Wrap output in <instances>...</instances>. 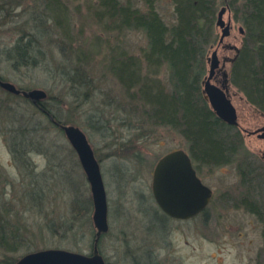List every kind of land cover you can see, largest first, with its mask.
I'll list each match as a JSON object with an SVG mask.
<instances>
[{
	"label": "rangeland",
	"instance_id": "rangeland-1",
	"mask_svg": "<svg viewBox=\"0 0 264 264\" xmlns=\"http://www.w3.org/2000/svg\"><path fill=\"white\" fill-rule=\"evenodd\" d=\"M43 3L44 0L6 1L0 15V74L16 86L47 90L43 104L86 133L100 162L107 191L109 229L99 241L107 263L264 264V137L249 133L264 126V113L230 84L240 122L236 128L247 148L245 158L254 169L253 180L245 186L237 160L217 167L200 165L202 180L214 191L207 210L190 219L172 218L154 198L153 170L168 151H188V142L176 129L129 112L124 89L104 67V58L112 47L140 54L146 43L144 34L105 31L90 16L86 0L72 1L66 7L65 23L63 18L61 23L74 39L71 47L81 46L91 55L85 70L94 82L92 89L87 92L81 88L80 96L75 97L69 83L62 79L66 42L63 29ZM156 6L167 23L176 21L172 0H157ZM38 16L45 22L42 27L47 32L43 36L34 27ZM229 17L231 33L210 48L208 57L218 49L219 68L228 72L230 82L234 61L229 58L236 52L223 45L236 44L240 48L244 29L242 32L231 10L224 14L226 21ZM217 29L221 35L220 27ZM31 33L40 40L34 48L40 64L15 68L5 48ZM71 47H65L69 55ZM225 58L228 59L224 61ZM208 73L209 62L206 76ZM223 78L220 72L217 82ZM0 99L5 111L0 121V203L6 218L20 227L30 246L20 252L0 249V264H7V259L15 262L23 254L43 248L91 253L96 231L92 192L75 149L61 127L30 99L12 95L1 87ZM20 127L28 131L29 140L22 145L25 149L17 152L14 142L21 139ZM246 203L256 206L260 214Z\"/></svg>",
	"mask_w": 264,
	"mask_h": 264
},
{
	"label": "trees",
	"instance_id": "trees-1",
	"mask_svg": "<svg viewBox=\"0 0 264 264\" xmlns=\"http://www.w3.org/2000/svg\"><path fill=\"white\" fill-rule=\"evenodd\" d=\"M6 1L0 0V15L4 13ZM72 1L44 0L43 4L63 29L66 42H63L62 79L71 86V93L79 97V90L85 88L88 92L94 82L85 70L86 64L91 62V55L82 51L81 46L71 47L74 39L65 29L66 7H70ZM156 2L86 0L90 16L105 31H115L116 35L124 30L142 32L146 38L140 54L119 46L110 48V54L104 58V67L124 89L130 103L129 112L153 124L168 125L179 131L188 142V152L198 167L223 166L237 160L242 180L245 186H249L247 183L253 180L254 169L245 158L247 148L241 131L222 120L212 109L203 92V80L207 74L209 50L218 44L220 38L216 25L218 11L220 6L227 5L244 29L240 51L231 64L230 82L244 93L248 102L264 113V0H172L176 15L172 24L163 19ZM62 18L64 23H61ZM34 23L35 29L45 35L43 18L38 16ZM39 41L34 33L22 35L12 46L5 48V55L15 68L37 66L40 60L34 48ZM66 46L71 47V55L65 50ZM38 53L44 57L40 50ZM37 106L49 119L52 120L51 115L57 121L70 123L45 104ZM2 108L4 103L0 99V121L5 112ZM9 115H12L10 111ZM18 130L21 139L14 142V150L20 152L25 149L22 145L29 136L23 127ZM245 205L260 214L256 206ZM4 211L0 203V249L20 252L30 248L20 227L12 224ZM6 262L14 264L16 261L7 259Z\"/></svg>",
	"mask_w": 264,
	"mask_h": 264
},
{
	"label": "water",
	"instance_id": "water-1",
	"mask_svg": "<svg viewBox=\"0 0 264 264\" xmlns=\"http://www.w3.org/2000/svg\"><path fill=\"white\" fill-rule=\"evenodd\" d=\"M227 10L230 8L224 5L218 11L216 24L221 29L219 43L231 33L232 19L229 17L226 21L224 18ZM241 31L243 32V28ZM223 46L235 50L234 57L229 58L233 62L240 51L239 46L230 43ZM220 61L216 48L208 57L209 73L203 80V92L212 109L222 120L230 125L240 126L237 108L229 92L231 83L228 72L222 69L224 75L222 81L220 83L213 81L215 73L220 69ZM0 87L10 93L23 95L39 106L48 96L47 90L43 88L22 89L13 82L1 78V75ZM50 118L61 127L75 149L90 184L94 206L93 222L96 229L93 249L91 253H83L64 248H43L23 254L14 264H108L99 249L101 235L109 229L107 191L100 162L81 127L57 121L51 115ZM249 133H258L259 137H264V126ZM152 190L160 208L175 219L194 217L209 205L213 196V189L198 176L191 156L183 148L169 151L159 158L153 170Z\"/></svg>",
	"mask_w": 264,
	"mask_h": 264
},
{
	"label": "flooded vegetation",
	"instance_id": "flooded-vegetation-1",
	"mask_svg": "<svg viewBox=\"0 0 264 264\" xmlns=\"http://www.w3.org/2000/svg\"><path fill=\"white\" fill-rule=\"evenodd\" d=\"M222 73L223 74V71H221L220 69L215 73V75H214V77H213V79L215 80V82L216 83H218L217 82V80H218V75H219V73ZM222 81V79L220 80V82ZM174 150V149H173ZM170 151H172V150H170ZM187 151V150H186ZM169 152V151H168ZM188 152V151H187ZM189 153V152H188ZM166 154V153H165ZM189 155H190V153H189ZM163 156V155H162ZM191 156V155H190ZM192 158V157H191ZM159 160V159H158ZM192 161H193V159H192ZM193 164H194V167H195V169H196V171H197V174H198V176L202 179V177L200 176V174H199V167L197 166V164L193 161ZM156 165V164H155ZM203 181V180H202ZM204 182V181H203ZM213 194H214V191H213ZM154 195V194H153ZM155 198V197H154ZM212 198H213V196H212ZM212 198H211V200H212ZM156 200V199H155ZM211 202V201H210ZM208 207V206H207ZM207 207L203 210V211H201L200 213H198V214H202V213H204L206 210H207ZM197 214V215H198ZM197 215H195V216H197ZM194 216V217H195Z\"/></svg>",
	"mask_w": 264,
	"mask_h": 264
}]
</instances>
